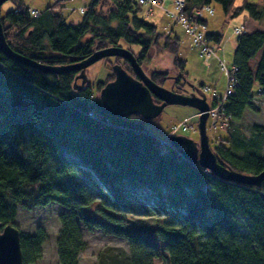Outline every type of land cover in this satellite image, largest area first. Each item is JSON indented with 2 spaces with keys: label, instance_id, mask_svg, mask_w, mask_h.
<instances>
[{
  "label": "trees",
  "instance_id": "trees-1",
  "mask_svg": "<svg viewBox=\"0 0 264 264\" xmlns=\"http://www.w3.org/2000/svg\"><path fill=\"white\" fill-rule=\"evenodd\" d=\"M183 1L188 21L204 26L203 39L219 43L220 33H206L203 14H213L211 3L227 13L235 0ZM60 2L36 17L24 4L1 17L10 47L48 66L76 63L124 41L140 46L138 64L151 47L171 57L172 72H156L154 83L172 79L179 89L186 81L179 39L139 18L136 0H88L77 25L53 11ZM204 6L211 13L203 9L202 18L192 19ZM233 9V15L245 11L253 21H264V0H241ZM233 32L232 64L229 70L222 66L234 86L221 104L223 95L216 92L211 100L219 107L216 125L228 135L216 140L213 153L235 171L258 175L264 172V125H252L246 141L232 137L229 128L246 110L257 112L264 98V28ZM77 73L53 74L0 51V231L6 224L17 228L18 206L32 210L55 203L63 209L54 244L59 264H80L87 246L83 231L94 230L122 238L129 247L104 249L95 264H152L159 256L154 240L163 243L167 264H264V179L255 185L225 181L172 145L162 152L165 139L145 126L154 119L107 116L93 96L105 82L77 88ZM105 118L117 126L104 125ZM91 189L99 199L88 194ZM19 236L23 264H34L48 233L36 227L32 233L20 230Z\"/></svg>",
  "mask_w": 264,
  "mask_h": 264
},
{
  "label": "rangeland",
  "instance_id": "rangeland-1",
  "mask_svg": "<svg viewBox=\"0 0 264 264\" xmlns=\"http://www.w3.org/2000/svg\"><path fill=\"white\" fill-rule=\"evenodd\" d=\"M54 2L55 0H8L0 7V17H4L8 11L14 10L18 4H24L31 11L41 12L44 8L53 5ZM87 3L88 0H63L59 3V6H55L53 11L61 12L67 23L77 25L82 18L83 13L81 9H83ZM240 3L241 0H235L233 7L227 13L223 11L220 5L211 3L210 7L213 10V14H203L207 21L206 33H220L222 36L219 43L204 39L206 44L214 49V54H211L210 56L212 57L206 62H204L203 57L199 53L200 44H195L193 42L192 35L186 32L184 26L179 23H173L168 16L157 8H154L153 14L151 15H147L143 9L137 12L139 18H142L149 24L155 25L160 34H169L179 39L178 55L185 61L184 71L186 73V81L182 82V87H180L184 93L181 94L187 95L194 93L196 96H201L202 94L205 98L209 107L207 111L208 117L206 119V133L208 144L212 152L216 140H219V137L228 135L225 129H221L216 125L217 120H219L217 119V117H219V112L212 107L211 100L213 98V93L217 92V94L219 93L218 95L221 96L226 89L227 76L220 63L227 67V70L230 69L236 39V35L233 32L234 28L241 27V29L243 28L247 31L264 28V21L261 23L253 21L245 11L238 15H233V8ZM163 8L167 10L172 9V7L168 5V2L164 3ZM38 12H36V14ZM31 17L36 16L31 15ZM169 29H171V31ZM119 46L128 49L134 56H137L140 52V46L138 45H131L124 41H120ZM170 58L167 57L165 51L157 53L155 47H151L147 53V57L139 65L144 74L152 80V76L156 72H172ZM124 62V59L120 58L116 60V56H110L104 57L89 65L85 71L88 84L95 86L97 82H105L106 84L111 81L114 78L112 66L115 64H119L127 73L135 76L128 62L126 61V64ZM162 76H164V74ZM78 83L80 84V80H78ZM161 86L180 93L176 87H173L172 79L166 80L165 84ZM196 87L201 88L199 89ZM256 90L257 87L254 86L252 92L255 93ZM96 95L99 97L98 92H94L93 96ZM259 99H262V97ZM155 102L158 103V100H155ZM258 109L257 112L246 110L241 120L231 123L229 133L232 134V137L246 141L250 137L252 125H264V98L260 101ZM199 114L200 112L190 106L167 105L157 117L153 118L154 122L146 121L145 126L149 129H153L159 135L163 136L165 140L170 139L171 136H184L194 140L197 142V145H199L197 128ZM183 127H186V129L184 130ZM161 151L164 152L166 150L161 148ZM261 153H264V143ZM238 154L242 155L243 153L238 152ZM97 193L96 189L88 191V194L94 199H99V194ZM62 212V207L55 203H51L44 207H36L32 210H25L18 206L15 224L19 230L32 233L36 227H42L49 236L48 240L42 246L41 258L34 264H59L54 244L55 235L59 228L58 216ZM83 238L87 246L80 254V264H95L99 252L107 248H112L116 252L129 250L128 243L124 239L104 235L99 230H94L91 233L83 231ZM153 243L159 256L152 259V264H167L166 258L164 257L167 253L163 249V243L158 240H154Z\"/></svg>",
  "mask_w": 264,
  "mask_h": 264
},
{
  "label": "water",
  "instance_id": "water-1",
  "mask_svg": "<svg viewBox=\"0 0 264 264\" xmlns=\"http://www.w3.org/2000/svg\"><path fill=\"white\" fill-rule=\"evenodd\" d=\"M6 1L8 0H0V7ZM0 51L17 63L46 70L53 74L62 71H78L73 80V83L78 85L77 88L85 85L87 81L85 70L89 65L104 57L116 56L124 59L131 66L135 76L127 73L118 64L112 66L114 78L107 82L99 92V98L106 115L120 118L136 114L144 120H150L157 117L167 105L193 107L200 112L197 124L199 145L184 136H171L172 144L180 147L191 163H197L219 179L247 185L258 184L264 179V172L258 175H246L218 162L208 144L206 119L209 107L203 95L196 96L194 93L184 95L155 84L144 74L136 57L128 49L111 46L95 50L87 58L76 63L48 66L43 63L44 65H42L26 58L10 47L5 39L0 17ZM77 79H80V84H76ZM154 99H157L159 103H156ZM19 232L20 230L11 224H6L0 231V264H23Z\"/></svg>",
  "mask_w": 264,
  "mask_h": 264
},
{
  "label": "built area",
  "instance_id": "built-area-1",
  "mask_svg": "<svg viewBox=\"0 0 264 264\" xmlns=\"http://www.w3.org/2000/svg\"><path fill=\"white\" fill-rule=\"evenodd\" d=\"M136 3H137V6L140 7V9H143L147 15L148 14L151 15L153 13L154 7L163 8V5H164V2L162 3L159 0H136ZM168 3L171 4L172 9L171 10H167L164 8L163 9L166 11L169 18L173 22L179 23L182 26H184V28L186 29V32L192 35L193 42L195 44H200V48H199L200 55L206 60L213 52L211 49L212 47H209L202 37L201 33H202V30L204 29V26L203 25L198 26L195 22L188 21L184 13H182L183 3H184L183 0H168ZM203 9L208 10L209 13H211V10L207 6H204L202 9L196 10L195 13L191 15V18L194 20L196 18L197 19L202 18ZM31 14L35 15L36 11H31ZM235 31L237 32L238 29H236ZM233 83H234L233 78H231L230 74H228L224 95L220 98V102L218 103L221 104V102L226 99L227 95L231 93V90L234 86ZM213 108L217 109V111L219 110V107L217 105ZM89 114L91 115L92 113H89ZM102 123L104 125L117 126L113 124V122L109 120L108 118H105L104 120H102ZM160 144L164 147V149L166 146L170 145L169 141H166V140H160Z\"/></svg>",
  "mask_w": 264,
  "mask_h": 264
},
{
  "label": "crops",
  "instance_id": "crops-1",
  "mask_svg": "<svg viewBox=\"0 0 264 264\" xmlns=\"http://www.w3.org/2000/svg\"><path fill=\"white\" fill-rule=\"evenodd\" d=\"M142 10V9H141ZM81 11H82V9H81ZM199 52H200V50H199ZM212 56H210V57H208L206 60L205 59H203L204 60V62H206V61H208L210 58H211ZM215 58H217V57H215ZM217 93V92H216ZM219 94V93H218Z\"/></svg>",
  "mask_w": 264,
  "mask_h": 264
},
{
  "label": "flooded vegetation",
  "instance_id": "flooded-vegetation-1",
  "mask_svg": "<svg viewBox=\"0 0 264 264\" xmlns=\"http://www.w3.org/2000/svg\"><path fill=\"white\" fill-rule=\"evenodd\" d=\"M79 80V79H78ZM78 80H77V82H78ZM178 89V88H177ZM179 91H180V93H184V91L183 90H181L180 88L178 89ZM155 100H157V99H154V101ZM158 103H159V101H158Z\"/></svg>",
  "mask_w": 264,
  "mask_h": 264
}]
</instances>
